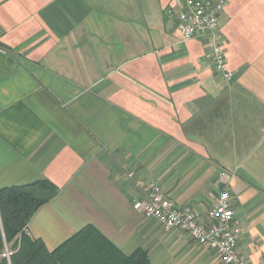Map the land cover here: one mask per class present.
Returning a JSON list of instances; mask_svg holds the SVG:
<instances>
[{
    "label": "crops",
    "instance_id": "crops-1",
    "mask_svg": "<svg viewBox=\"0 0 264 264\" xmlns=\"http://www.w3.org/2000/svg\"><path fill=\"white\" fill-rule=\"evenodd\" d=\"M171 1L0 0V189L59 188L28 224L51 250L91 224L151 264L223 263L136 209L124 170L200 221L228 190L238 252L264 264V0H226L230 79L183 39Z\"/></svg>",
    "mask_w": 264,
    "mask_h": 264
},
{
    "label": "built area",
    "instance_id": "built-area-1",
    "mask_svg": "<svg viewBox=\"0 0 264 264\" xmlns=\"http://www.w3.org/2000/svg\"><path fill=\"white\" fill-rule=\"evenodd\" d=\"M226 0H172L166 7V16L175 22L183 39H200L206 45L203 58L210 61L216 74L226 79L232 77L227 67L225 35L220 17ZM0 52L9 54L2 42L0 31ZM226 176L225 171L221 172ZM124 177L132 180L140 197L134 200V207L147 217L158 219L166 229H179L192 240L214 250L223 264H251L238 252L241 224L235 218V209L230 191L223 190L216 199V205L206 221H200L197 212L188 205H180L165 195L155 181L136 177L133 171L124 170ZM12 251L5 255L10 257Z\"/></svg>",
    "mask_w": 264,
    "mask_h": 264
},
{
    "label": "trees",
    "instance_id": "trees-1",
    "mask_svg": "<svg viewBox=\"0 0 264 264\" xmlns=\"http://www.w3.org/2000/svg\"><path fill=\"white\" fill-rule=\"evenodd\" d=\"M58 192L48 179L0 189V264H151L145 250L127 255L91 224L53 250L30 236L31 218Z\"/></svg>",
    "mask_w": 264,
    "mask_h": 264
}]
</instances>
